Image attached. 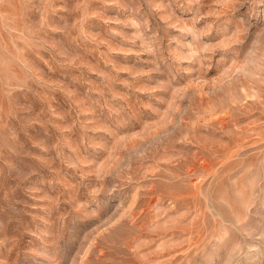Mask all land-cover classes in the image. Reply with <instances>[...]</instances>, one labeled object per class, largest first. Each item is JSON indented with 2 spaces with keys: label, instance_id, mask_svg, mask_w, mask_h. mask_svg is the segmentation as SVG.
<instances>
[{
  "label": "rangeland",
  "instance_id": "1",
  "mask_svg": "<svg viewBox=\"0 0 264 264\" xmlns=\"http://www.w3.org/2000/svg\"><path fill=\"white\" fill-rule=\"evenodd\" d=\"M0 264H264V0H0Z\"/></svg>",
  "mask_w": 264,
  "mask_h": 264
}]
</instances>
